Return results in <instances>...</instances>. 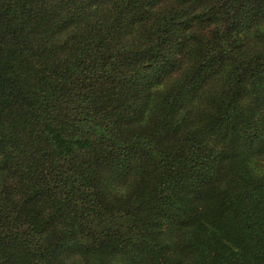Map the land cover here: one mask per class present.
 Segmentation results:
<instances>
[{
  "label": "trees",
  "instance_id": "16d2710c",
  "mask_svg": "<svg viewBox=\"0 0 264 264\" xmlns=\"http://www.w3.org/2000/svg\"><path fill=\"white\" fill-rule=\"evenodd\" d=\"M0 264H264V0H0Z\"/></svg>",
  "mask_w": 264,
  "mask_h": 264
},
{
  "label": "snow or ice",
  "instance_id": "6c2138e0",
  "mask_svg": "<svg viewBox=\"0 0 264 264\" xmlns=\"http://www.w3.org/2000/svg\"><path fill=\"white\" fill-rule=\"evenodd\" d=\"M173 67L174 66H169V67H164V68L159 69L156 72V74L153 77L150 78V80H149L148 84L146 85V87L150 88L153 82H157L158 83L162 76H165L170 71H172Z\"/></svg>",
  "mask_w": 264,
  "mask_h": 264
}]
</instances>
